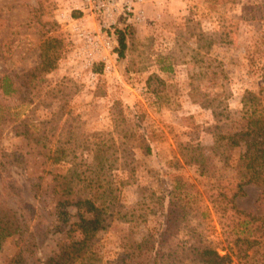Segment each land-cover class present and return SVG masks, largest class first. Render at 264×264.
I'll return each mask as SVG.
<instances>
[{"label": "rangeland", "instance_id": "obj_1", "mask_svg": "<svg viewBox=\"0 0 264 264\" xmlns=\"http://www.w3.org/2000/svg\"><path fill=\"white\" fill-rule=\"evenodd\" d=\"M261 7L264 0H143L118 59L114 30L123 15L104 26L80 0H0V76L17 89L0 95V184L5 195L16 186L49 228L34 255L28 231L4 239L0 264H15L18 255L19 264L44 260L56 250L69 228L55 210L66 183L70 200L97 193L107 218L92 238V264H119L131 228L160 241L175 180L208 184L195 167L177 165L182 144L213 145L214 106L234 114L245 92L264 94ZM43 134L45 148L36 143ZM259 195L245 186L236 205L254 212ZM9 198L0 196V210L15 209L19 199ZM67 210L76 221V208Z\"/></svg>", "mask_w": 264, "mask_h": 264}, {"label": "trees", "instance_id": "obj_2", "mask_svg": "<svg viewBox=\"0 0 264 264\" xmlns=\"http://www.w3.org/2000/svg\"><path fill=\"white\" fill-rule=\"evenodd\" d=\"M114 35L115 52L118 59H122L128 38L133 36L125 17L120 18ZM55 61L56 57L49 59L48 66L43 65L44 70L51 69ZM16 93L10 77L0 76V95L12 97ZM62 113L60 106L58 114ZM212 113L215 118L213 145L182 144V149L174 156L177 165L195 167L198 176L207 179L208 184L201 188L197 183L188 184L177 178L168 194L162 239L157 241L151 231L136 235L131 228L123 236L119 264H264V94L245 92L241 109L234 114L227 106L219 113L214 106ZM45 124H41V128ZM46 136L38 137L36 143L41 148L46 147ZM146 151L149 153V148ZM60 155L61 158L67 156L63 151ZM61 185L64 188L55 210L58 221L69 225L66 236L44 260L28 257L23 264H92V238L106 227L103 206L93 201L98 198L97 193L89 200H70V185ZM248 185L260 190L254 212L242 211L236 205ZM6 189L7 195L0 184L2 200L10 196L19 200L13 199V211L0 210V248L4 239L28 231L26 249L31 252L25 250V253L34 255L47 239L49 228L39 211L23 200L16 186ZM70 207L76 208L74 222H70L72 214L67 210ZM180 234L184 237L175 244L167 245L163 240L165 236ZM72 235L77 237L70 238ZM20 257L15 259V264L20 263Z\"/></svg>", "mask_w": 264, "mask_h": 264}, {"label": "built area", "instance_id": "obj_3", "mask_svg": "<svg viewBox=\"0 0 264 264\" xmlns=\"http://www.w3.org/2000/svg\"><path fill=\"white\" fill-rule=\"evenodd\" d=\"M82 11L90 15H100L104 21V26L116 24V16L123 15L127 22L134 13L135 5L143 0H80ZM138 19V18H137ZM109 47V43H105Z\"/></svg>", "mask_w": 264, "mask_h": 264}]
</instances>
